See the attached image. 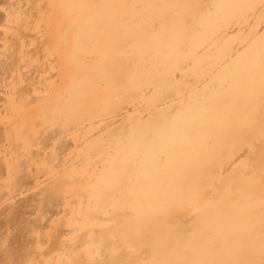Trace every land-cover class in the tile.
Instances as JSON below:
<instances>
[{"label": "bare ground", "instance_id": "1", "mask_svg": "<svg viewBox=\"0 0 264 264\" xmlns=\"http://www.w3.org/2000/svg\"><path fill=\"white\" fill-rule=\"evenodd\" d=\"M239 242L264 259V0H0V264Z\"/></svg>", "mask_w": 264, "mask_h": 264}, {"label": "rangeland", "instance_id": "2", "mask_svg": "<svg viewBox=\"0 0 264 264\" xmlns=\"http://www.w3.org/2000/svg\"><path fill=\"white\" fill-rule=\"evenodd\" d=\"M205 245L213 247L217 244L215 243H206ZM220 245H225L232 247L233 249H225L223 251H210L200 253L202 259L207 260L208 257L213 256L216 261L220 264H247L248 261L251 264H260L264 261L262 258V251L258 249V246L261 247V244L258 243H222ZM249 247H256L255 250L248 249ZM192 253H181L184 259L190 257ZM212 264V263H211ZM214 264V263H213Z\"/></svg>", "mask_w": 264, "mask_h": 264}]
</instances>
